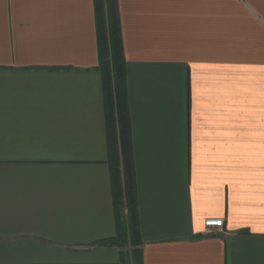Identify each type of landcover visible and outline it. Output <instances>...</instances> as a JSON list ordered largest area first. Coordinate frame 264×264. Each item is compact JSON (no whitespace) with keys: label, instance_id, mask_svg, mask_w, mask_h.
<instances>
[{"label":"crops","instance_id":"1","mask_svg":"<svg viewBox=\"0 0 264 264\" xmlns=\"http://www.w3.org/2000/svg\"><path fill=\"white\" fill-rule=\"evenodd\" d=\"M117 2L143 263L264 264V0ZM98 67L94 0H0V264H121Z\"/></svg>","mask_w":264,"mask_h":264},{"label":"trees","instance_id":"2","mask_svg":"<svg viewBox=\"0 0 264 264\" xmlns=\"http://www.w3.org/2000/svg\"><path fill=\"white\" fill-rule=\"evenodd\" d=\"M99 71L105 96L116 236L99 246L119 249L121 264H144L127 95L126 59L117 0H94Z\"/></svg>","mask_w":264,"mask_h":264},{"label":"built area","instance_id":"3","mask_svg":"<svg viewBox=\"0 0 264 264\" xmlns=\"http://www.w3.org/2000/svg\"><path fill=\"white\" fill-rule=\"evenodd\" d=\"M207 230H224V222L222 219H208L205 221Z\"/></svg>","mask_w":264,"mask_h":264}]
</instances>
